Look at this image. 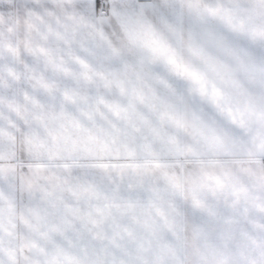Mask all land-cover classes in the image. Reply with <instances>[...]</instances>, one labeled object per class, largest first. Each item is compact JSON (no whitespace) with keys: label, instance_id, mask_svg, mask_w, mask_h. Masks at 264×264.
Returning <instances> with one entry per match:
<instances>
[{"label":"snow or ice","instance_id":"6c2138e0","mask_svg":"<svg viewBox=\"0 0 264 264\" xmlns=\"http://www.w3.org/2000/svg\"><path fill=\"white\" fill-rule=\"evenodd\" d=\"M0 264H264V0H0Z\"/></svg>","mask_w":264,"mask_h":264}]
</instances>
